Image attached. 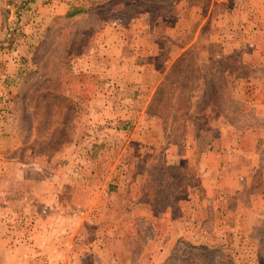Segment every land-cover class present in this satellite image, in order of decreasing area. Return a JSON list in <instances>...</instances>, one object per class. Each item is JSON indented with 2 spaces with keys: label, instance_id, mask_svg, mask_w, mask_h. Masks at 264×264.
I'll return each instance as SVG.
<instances>
[{
  "label": "rangeland",
  "instance_id": "obj_1",
  "mask_svg": "<svg viewBox=\"0 0 264 264\" xmlns=\"http://www.w3.org/2000/svg\"><path fill=\"white\" fill-rule=\"evenodd\" d=\"M0 264H264V0H0Z\"/></svg>",
  "mask_w": 264,
  "mask_h": 264
},
{
  "label": "crops",
  "instance_id": "obj_2",
  "mask_svg": "<svg viewBox=\"0 0 264 264\" xmlns=\"http://www.w3.org/2000/svg\"><path fill=\"white\" fill-rule=\"evenodd\" d=\"M138 70H140V68H138ZM140 75V74H139ZM101 97H103V93H98V92H95V93H93L92 95H91V100L92 101H98V99L99 98H101ZM74 99L75 100H77L76 99V97H74ZM92 104V103H91ZM93 111L95 110V108H92V107H90ZM185 129H186V131H188V126H187V124H185ZM165 130H167V129H165ZM173 144V143H172ZM221 160L220 161H218L217 162V164H215V165H213V167L214 168H219V167H221ZM206 166H207V169L209 170L210 169V165H209V163H206L205 165H204V163H203V165H202V170H203V178H201V185L203 184V183H205L206 181H208L207 180V178H206V176H207V174H208V172L206 171L205 172V168H206ZM253 166V160H251L249 163H246V164H243V165H240L238 168H236V170L233 172V174H231V175H229V177L226 175V176H224L223 178H220V179H216V178H214V182H219V184H221L222 186H230V187H232L235 191L236 190H241L243 187H245V186H247L248 185V182H249V176H250V170H251V168H253L252 167ZM206 192H208V190L207 191H205V193ZM189 196H190V194H188ZM206 196V195H205ZM188 200V199H187ZM189 203L191 202V199H189V201H188ZM139 211H140V208L138 207L137 208ZM40 225H38L37 224V226H35V228H37V227H40L41 228V231H40V233H41V235L44 237H46L47 238V240H49V236H50V232L49 233H47L46 231H47V229L49 228V227H51V223H50V221L48 220V221H44V220H42V221H40ZM39 232H38V230L37 231H33V232H29L28 233V236H26V239H23V243H27V245L23 248V247H21L20 245L21 244H19L18 243V245L20 246L19 247V249H18V251L20 252V254H24L25 252H26V249H28V247L30 246V245H32V244H30V243H37V240H40L39 238H38V236L37 235H39L38 234ZM32 236H33V238H34V241L32 240ZM47 241H45V243H46ZM69 243H70V241H68ZM47 243H49V242H47ZM25 250V251H24ZM31 250V249H30ZM42 250L45 252V254H49V252H50V249L48 248V247H43L42 248ZM38 251V250H37ZM41 253H43V252H41ZM50 256H52V254H50Z\"/></svg>",
  "mask_w": 264,
  "mask_h": 264
}]
</instances>
